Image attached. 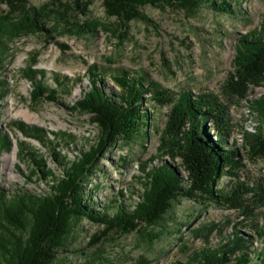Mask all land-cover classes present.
Segmentation results:
<instances>
[{
	"label": "trees",
	"instance_id": "trees-1",
	"mask_svg": "<svg viewBox=\"0 0 264 264\" xmlns=\"http://www.w3.org/2000/svg\"><path fill=\"white\" fill-rule=\"evenodd\" d=\"M55 1V0H52ZM57 1V0H56ZM105 13L117 20L122 39L128 34L129 23L151 20L142 8H179L194 14L204 4L214 11L231 12L228 0H100ZM93 0H66L36 7L29 0H0V70L10 41L23 35L46 34L51 29L46 20L50 15L64 23L71 17L87 16ZM52 6V7H51ZM82 33H93L75 24ZM30 65L24 77L31 86V100L59 102L64 78L55 76V86L43 81L42 71ZM88 84L80 97L68 109L87 114L96 125L98 133L88 148L80 150L73 158L51 152L56 167L62 173L55 176L45 166L44 159L26 141L19 142L18 157L30 163V178L47 182L48 191L43 194L20 189L12 194L0 187V264H53L59 250L83 219L102 226L93 234L89 246H97L111 232L130 234L159 226L164 218L182 199L201 206L219 205L232 209L241 208L246 217L253 216L254 207L248 206L244 195L252 191L240 181L243 159L240 145L253 159L264 158V128L245 130L242 143L232 138V125L227 106L215 95L194 94L190 90L172 92L148 79L145 74L120 70L110 76L117 90H109L102 83L104 68L91 64L87 68ZM264 84V20L259 31L239 36L235 45L233 71L225 80V92L238 99H246L251 87ZM5 84L0 76V101L5 97ZM250 109L264 124V92L250 100ZM167 107L162 128L156 131L155 153L140 163L141 191L132 208H126L118 200L112 213L104 206L96 209L88 194V184L107 154L118 146L134 140H146L149 136L152 113L156 108ZM24 137L42 141L46 139L41 128L27 126L23 122L11 125ZM56 135V134H55ZM60 140L68 135L60 133ZM69 137V136H68ZM8 135L0 132V152L10 147ZM235 184L225 191L218 188L222 177ZM261 204L264 191L254 192ZM241 223V222H240ZM260 247L251 245L252 236L244 234L237 226L217 246H209L210 233L204 235V246L192 251L185 261L167 264H264V221L253 224ZM155 236H151L153 241ZM79 264H95L84 262ZM111 264V263H108ZM133 264H151L140 257Z\"/></svg>",
	"mask_w": 264,
	"mask_h": 264
},
{
	"label": "rangeland",
	"instance_id": "rangeland-1",
	"mask_svg": "<svg viewBox=\"0 0 264 264\" xmlns=\"http://www.w3.org/2000/svg\"><path fill=\"white\" fill-rule=\"evenodd\" d=\"M64 1L29 0V4L43 7L55 3V7L60 8L59 2ZM228 1L231 12L214 11L204 4L193 15L176 7L145 6L142 11L151 22H130L128 34L122 39L117 20L106 15L100 0H93L87 16L71 17L69 23L50 15L45 25L51 29L50 37L42 33L29 34L10 41L0 70L6 92L0 101V132L11 141L10 147L0 152V187L10 194L20 189L37 194L48 191L46 181L29 179L30 163L17 154L21 141H26L44 159L45 166L55 176L61 174L62 169L56 167L52 147L55 152L73 159L93 143L98 129L89 115L68 109L88 84L86 73L91 64L105 69L102 83L109 90H117L110 76L128 70L143 73L174 93L190 90L194 94L215 95L227 106L232 138L237 145L243 142L245 130L253 132L254 128H264L249 110V101L264 92V84L251 87L246 99L230 96L224 90L228 73L233 71L236 40L245 33L259 31L264 20V0ZM76 23L85 30L92 29L93 33H82ZM30 65L42 71V79L49 87L55 86V76L64 78L58 103L31 100V86L24 77ZM167 111V107L154 109L146 140L120 145L101 161L100 169L88 184V194L96 209L110 205L108 212L112 213L115 204L111 200L120 201L126 208H132L138 201L136 192L142 190L139 165L155 153L156 131L162 128ZM13 122L41 128L46 139L24 137L11 126ZM60 133L69 137L60 140ZM240 146L244 164L240 181L252 189L243 198L249 207L253 205V216L246 217L241 208L201 206L182 199L174 204L159 226L130 234L111 232L97 246H89L88 242L102 226L83 219L59 250L53 264H133L140 257L151 264L185 261L192 251L204 246V235L211 232L209 246L214 247L236 226L252 236V246L260 247L252 226L263 224L264 199L261 204L252 203L257 199L254 192L264 191V158L253 159ZM234 184L235 180L224 176L218 188L227 191ZM153 235L155 238L150 241Z\"/></svg>",
	"mask_w": 264,
	"mask_h": 264
},
{
	"label": "bare ground",
	"instance_id": "bare-ground-1",
	"mask_svg": "<svg viewBox=\"0 0 264 264\" xmlns=\"http://www.w3.org/2000/svg\"><path fill=\"white\" fill-rule=\"evenodd\" d=\"M16 117H17V116H16ZM19 117H20V116H19ZM21 118L24 119V120H26V121H28V120H27L26 118H24L23 116H21Z\"/></svg>",
	"mask_w": 264,
	"mask_h": 264
}]
</instances>
